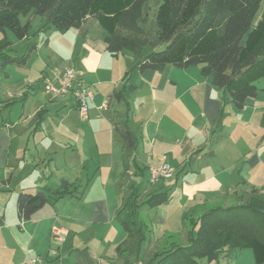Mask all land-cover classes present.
<instances>
[{
  "label": "crops",
  "instance_id": "crops-1",
  "mask_svg": "<svg viewBox=\"0 0 264 264\" xmlns=\"http://www.w3.org/2000/svg\"><path fill=\"white\" fill-rule=\"evenodd\" d=\"M39 19L38 30L46 28V22ZM100 26L90 17L81 28L61 33L58 37L67 43V48L61 44L56 47L53 35L59 34L57 30L41 31L34 56L25 65H19L28 66L46 47L54 67L51 73L46 69L41 73L48 72L46 76L54 78L65 68L73 67L89 88L91 97L86 119L80 117L72 94L44 92V99L32 112L25 115L22 107L21 119L5 121L3 127L9 133L10 143L16 141L18 150L9 166L11 154L0 145L2 163L18 173L17 179L27 177L28 181L23 184L20 181L16 189L0 191V215L5 218L0 228L7 225L6 212L13 198L9 196L11 199L3 204V194L49 190L51 195L49 202L30 220H20L17 212L18 220L13 222L17 232H13V236L20 243V256L10 263L0 264H28L26 252L31 248V254L40 257L44 264H132L134 256L148 251L150 239L157 245L172 243L167 239L172 236L173 213L168 202L172 201L182 210L186 230L180 237L188 239V221L198 218L209 207L238 202L245 188L250 190V186L264 193V96L258 92L239 110L231 104L228 95L214 87L212 77L202 75L200 65L192 76L193 81L191 78L181 80L176 71L183 68L174 65H167L163 71L135 69L130 79L135 85L129 94L132 112L126 122L125 104L114 92L136 60L125 51L111 54L107 49L106 31ZM121 57L124 60H120ZM183 70L191 72L190 68ZM42 76L37 82L42 83L46 77ZM22 83L25 88L21 87L19 98L21 94L34 91L30 77ZM26 100L20 101L23 106ZM41 109H46L47 114L44 122L36 125L31 121ZM48 116H54L58 122H48ZM73 117L77 121L69 123ZM121 129H129L136 137L132 153L125 151ZM200 147L205 149L191 162L187 161ZM164 161L174 172L167 179L163 178L157 189L150 191L147 182L141 179H147L151 167ZM68 170L71 173L68 174ZM137 178L140 179L138 184L134 183ZM64 180L77 188L76 194L55 200L53 193ZM136 188L138 204L154 192L169 190L171 197L157 207L139 208L133 217L130 208L124 207V201ZM142 196H145L143 200ZM89 205L92 209L87 208ZM123 212H128L129 220L137 222L135 227L143 226L146 232L144 241L139 245L136 242L137 254L126 248L130 239L135 237L136 241L138 237H129L124 221L119 219ZM194 212L199 214L192 216ZM149 213L155 214V221L150 216L146 218ZM58 226L68 234L64 241L53 238L58 244L52 248L53 230ZM46 236L51 247L40 252L39 244ZM158 250L157 246L153 252ZM211 264L256 262L251 249H236L220 263Z\"/></svg>",
  "mask_w": 264,
  "mask_h": 264
},
{
  "label": "trees",
  "instance_id": "trees-1",
  "mask_svg": "<svg viewBox=\"0 0 264 264\" xmlns=\"http://www.w3.org/2000/svg\"><path fill=\"white\" fill-rule=\"evenodd\" d=\"M147 3L148 0H0V72L9 64L25 65L37 48V42H32L24 55L10 53L12 43L7 32L24 40L33 29V17L22 23L21 15L32 14L46 22V28L37 34L48 29L66 33L71 28H81L91 17L106 31L111 54L129 50L136 56L135 66L126 71L114 92L125 104L126 122L132 112L129 94L135 85L130 79L135 69L163 71L167 65L183 69L200 65L202 75L212 77L214 87L228 95L236 109H243L248 98L257 96L255 82L264 77V0H160L154 14L153 39L144 27ZM162 45L164 48L159 49ZM27 98L28 94H21L19 99L24 102ZM46 114L47 110L41 109L34 123L40 125ZM120 133L125 151L132 153L136 147L134 133L129 129H121ZM203 149L198 148L187 161L191 162ZM72 187L64 180L53 193L54 199L75 195L77 188ZM170 197L169 190L154 192L138 204L136 188L125 199L124 207H129L134 217L139 208L157 207ZM48 202L43 191L18 192L19 219L30 220ZM4 219L0 215V226ZM136 224L134 219L123 222L129 237L139 236V245L146 232ZM236 249H251L256 264H264V193L255 186H250L245 201L216 204L190 219L187 243L172 244L156 252L152 264H204V260L220 263Z\"/></svg>",
  "mask_w": 264,
  "mask_h": 264
},
{
  "label": "rangeland",
  "instance_id": "rangeland-1",
  "mask_svg": "<svg viewBox=\"0 0 264 264\" xmlns=\"http://www.w3.org/2000/svg\"><path fill=\"white\" fill-rule=\"evenodd\" d=\"M159 1L160 0H148V3H147L146 8H145V14L147 16V21H146L144 27L148 30V32H149V34L151 36V39H153V36H154V31L155 30H154L153 20H154V14H155V11H156V8H157V5H158ZM30 18L33 19V29L30 32V37L29 38H26L25 40H19L10 31L7 32V37L9 39V41H11V43H12V47H11V52L10 53L13 56H22V55H24L27 52V49H28V46L30 45V43L38 42V40H39V36L37 34L38 24L40 22L39 16H37L36 20L34 19V16H32V14L21 15L20 16V19H21L22 23H25ZM58 32L59 31H57V33ZM57 33H55V34H57ZM2 36L3 35L1 34L0 38ZM53 36L54 37L56 36L55 37V41H57V46L56 47H60V44H61V45H64L67 48V43L63 42L61 40V38L58 37V36H62V34L60 32H59V34L53 35ZM53 36H51V37L53 38ZM149 48L150 47H148L146 49L147 52L150 51ZM162 48H164V45L160 46L159 49H162ZM54 50H56V49H54ZM48 52H50V51H48V49L46 47H43L41 49V54L42 55L40 57L36 56L33 59V61H30L32 63H30V62L28 63V66H19V65L9 64L3 70V72L2 71L0 72V145H3L4 149L5 150L7 149L6 151L9 154H11L10 157H9V161H8V165L9 166H11L13 164V162H14L13 158L17 154V150L18 149H17L16 141L12 142L13 144L10 143L11 140H10V137H9V133L6 132V130H5L6 128L3 127V125L5 124V121L7 119H8L9 122L16 121V120L18 121L19 119H21V117H22L21 114L23 112L22 107L25 108V115H27L29 112H32L34 110V107H35V105L38 102H40V101H42L44 99V96H45L44 92H46L45 89H44V85L41 82H37V80L39 79L40 76L43 75L42 77H44V76L48 75V72L49 73L53 72L52 69H53L54 65L52 64L51 57H48L49 54H50V53L48 54ZM33 54H35V51L30 53L31 56H34ZM125 54L133 55L135 57V60H136V56L132 52H130L129 50H125ZM120 60H124L123 57H121ZM197 68H199V66H191L190 67L191 72L185 71L183 69H178L176 71V73H179V78L181 80H183V81H185L188 78H191V81H193L192 80V76L194 75L195 70ZM42 70H45V71H48V72H44V74H43V73H41ZM7 74H8V76H7ZM27 77H30L31 81L34 83V91L35 92L31 91V93L28 94L29 95L28 99L26 100V103L23 106V104L19 100L18 93L20 92L21 87H24L22 81H24ZM255 85H256L259 93L264 96V91H263V89H264V77L259 79L258 81H256ZM88 116L82 117L80 115V117L83 118V119L88 118ZM35 117L32 119L31 122L36 121ZM54 118H55L54 116H52V117L48 116V120L47 121L48 122H54V123L58 122V120H55ZM73 118L74 119H72V120L69 119V123H75V121H77L75 119V117H73ZM53 119H54V121H53ZM43 122H44V120H43ZM154 167H158V166H153V168ZM72 169H75V168L72 167ZM151 169H152V167H151ZM24 172H22L20 174L22 175ZM12 173H13V171L10 170L9 167H6V164L2 163V158L0 156V189L11 190L12 188L14 189L15 187H17L16 184L19 183L20 181H22L20 184H23V183L28 181L27 177L26 178H24V177L22 178L21 177V178L17 179L16 178V176L18 175L17 172H15L13 174ZM69 173H71L70 170H68V174ZM72 173H74V172L72 171ZM26 174H28V172ZM11 175H13L12 179L10 178ZM146 177H147V179L145 178V179H141V180H143L145 183L147 182V185L150 188L149 189L150 191H154L155 189H157L161 185L159 183L163 179V178H161L157 182H152L151 181V179H152L151 171H150L149 176L147 174ZM165 178L167 179V177H165ZM139 182H140L139 178L134 180V183L138 184ZM145 189L146 188H144V190ZM248 190L249 189L245 188V191H243L244 195H242L241 198L239 200H237L238 202L239 201H245V199H247V194L249 192ZM25 192H32V191L31 190H26ZM240 192H242V190ZM46 194H47V196L51 195L49 190L46 191ZM11 195H13L12 203L10 202L11 205L8 206V209H7V212H6L7 213L6 214L7 225L4 228H0V263H2V262L3 263H10L11 261L14 260V258L16 256L17 257L20 256V252L18 251V248H19L18 244H20V243H19L17 237L13 236V232H17V229L15 228L16 225L13 224L14 221L18 220V218H17V209H16V200H17V196H18L17 192H12V193H9V194H3V196H4L3 197V199H4L3 200V204H5L7 202L8 198H10L9 196H11ZM143 197H145V196H142L141 200H143ZM168 206H171V208L173 210L172 221L170 222V230L172 231L171 232L172 234H170V235H172V236L167 238V239L172 240L171 241L172 243H170V244L168 243L167 244V242H165L164 244H161V245L158 244L157 245V243L154 241V239H150L148 241V243H149L148 244V251L145 252V250H144V252H143V254H141V256H139V255L136 256V257L134 256L133 259H131L132 264H152V259L154 258L153 257L154 253H156V252H153L155 247L158 246V249H159L158 251H164L167 248H169L172 244H184L185 241H188V239H186V237H184V236L180 237L181 233L184 232V230H186V227L183 226V222H184V216L183 215L184 214H182V212H181L182 210L180 209L179 206L176 207L175 203H172V201L168 202ZM87 208L90 209L91 206L89 205V206H87ZM84 212H86V209H85ZM149 212H151V211H149ZM198 214H199V212H194V213H192V216H196ZM147 215H145L146 218L150 216L153 219V221H155L154 220L155 219V214L154 213H149ZM119 219H120L121 222L129 220L130 217L128 215V212H123V214L119 217ZM121 222H120V225H121ZM138 224H139V221H138ZM31 225L32 224L30 223L29 226H31ZM56 228H63V227H59L58 226ZM121 228H122L123 231L125 230L123 227H121ZM159 229H158V232L160 231ZM154 230H157V229L154 228ZM187 235H188V233H187ZM136 236H137V234H136ZM137 237H139V236H137ZM53 238H54V236L51 238V243H52L51 246H52V248L54 247V245L58 244V242L54 241ZM134 238L135 237L130 239L129 243L126 245L127 246L126 248L132 254H135V253L137 254L138 253L137 252V248L138 247L136 246V241H135ZM49 246H50V241L48 240V238L46 236L44 238V240H42L40 242L39 247L37 246L38 247V251L42 252L43 250L49 248ZM37 247H36V249H37ZM40 252H38V253H40ZM31 256H33V255H31ZM33 257H37V256H33ZM204 264H209V263L206 260H204Z\"/></svg>",
  "mask_w": 264,
  "mask_h": 264
},
{
  "label": "built area",
  "instance_id": "built-area-1",
  "mask_svg": "<svg viewBox=\"0 0 264 264\" xmlns=\"http://www.w3.org/2000/svg\"><path fill=\"white\" fill-rule=\"evenodd\" d=\"M44 89L47 93L54 95H66L72 94L75 98L78 111L82 117H86L89 114V99L91 92L85 85L84 80L75 71L73 67H67L63 71L56 74L54 78L46 76L44 78ZM174 168L167 162H163L158 167H152V182H157L161 178L169 177L173 174ZM68 231L63 228H54V239L64 241ZM32 249H28L26 252V262L28 264H44L40 257L31 256Z\"/></svg>",
  "mask_w": 264,
  "mask_h": 264
}]
</instances>
